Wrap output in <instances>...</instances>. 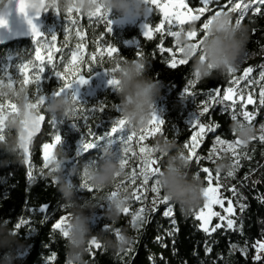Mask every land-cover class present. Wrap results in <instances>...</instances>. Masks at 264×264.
Returning <instances> with one entry per match:
<instances>
[{"label":"trees","instance_id":"16d2710c","mask_svg":"<svg viewBox=\"0 0 264 264\" xmlns=\"http://www.w3.org/2000/svg\"><path fill=\"white\" fill-rule=\"evenodd\" d=\"M5 0H0V7ZM190 7L202 6L192 3V0H186ZM246 2V0H243ZM220 4L227 11L228 5L225 0H220ZM262 8L260 13H255L251 9L244 14L242 23L246 24L249 29V39L245 52L242 54L235 66V72L226 73L221 76L214 74L211 78L200 79L195 84L189 86V93L183 95L184 86L188 79H195L190 72L191 61L187 65H179L176 69L170 68L166 63L169 54H161L157 45L164 48L173 47V38L168 37L164 32L163 39L161 33L153 32L151 37H143L140 29L135 25L122 22L117 18L115 12L109 14L112 21V32L106 33L107 22L103 19L97 20L96 17L91 19L85 15H79L73 10V17L79 21L77 25H71L69 22V39L65 41L63 27L64 18L68 13L59 10V15L51 9L42 16V32L49 33L48 27L52 26V31L57 33V48H63V55L57 52L54 56V62L59 64V70L63 71L65 57L70 56L71 49L80 38L76 37L77 28L84 32L83 42L85 44L84 55L87 58L98 46L106 47L112 44L119 49L118 53L113 54L110 58L105 53L102 58V67L100 63L92 65L91 75L105 70L109 67V61L114 58L123 56L124 59H138L136 51L142 52V56L147 58V74L156 79L160 84V95L157 97L155 104L156 114L164 119V124L160 126L161 130L151 137H146L141 144H147L152 147L158 137L174 139L183 149L184 142L190 139L191 132L196 131L195 126L189 125L187 121L193 113L199 115V108L203 105L200 101L210 104L209 110L203 115H199V122L206 125H215L211 131L205 132L200 146L196 149V155L200 156V161H190V171L198 173L207 186L205 176L202 171L203 167L209 168L212 178L219 181L220 188L224 195L231 200L233 207V226L217 225L216 220L208 232L199 227L200 222L196 217L197 211L203 206V197L200 203L190 211L182 212L178 205L168 200L164 202L163 191L160 189V203L154 205L156 211H152L153 196L151 192V179L149 184L142 189L138 188L143 199H136L133 196V188L141 184V179L137 178L135 182L127 178L126 174L132 172L136 165L140 163L139 156H133V152H139V145L136 139L131 143L129 153L125 154L127 164L124 167L125 175L120 176L114 184L108 189L114 190L115 183L124 181L123 188L130 193L129 200L126 204L129 211L121 213L117 222L105 220L99 215L103 209L97 208V215L94 217L93 233H99L97 239L100 247L88 244V253L86 259L90 264H264V250L259 253L254 244L264 242V141L259 139L264 131L261 125L264 124V104L260 103V87L264 84L259 73L264 69V5H257ZM211 7V6H210ZM215 10V9H213ZM235 21L238 13H231ZM150 25L153 28L159 22L160 13L154 9L151 13ZM207 13L205 14L206 18ZM198 28V37L203 34ZM101 32H105L103 37L97 39ZM34 43L31 38L13 41L0 45V78L7 82V77L3 75L6 71L9 76L13 77V86H18V81L22 79L19 75L18 65L25 60H34ZM179 55V54H177ZM101 58L97 54V60ZM9 67L4 68L6 62ZM252 67L253 71L249 75L258 83L246 85V81H240L234 86V90L239 99L235 100L234 108L223 110L225 105L231 104L226 101L224 105L217 104L215 100H210L208 93L212 92L217 96L215 91L219 88V96L223 95L225 87H233L231 77L243 74L245 67ZM81 74L88 76L90 73L85 65H81ZM90 75V76H91ZM40 88L48 95L56 87L59 80L50 66L45 64L44 72L41 74ZM61 85L63 81L60 82ZM30 95L35 92V85L29 84ZM248 95L253 97L251 104H245L240 107L243 100ZM195 96V100L191 97ZM84 104L78 106L76 115L68 118H56L61 142L53 152L59 147L69 157L65 164V172L72 165H79L82 162H92L100 158V146L103 145L109 137L104 134L111 128L112 121L119 116V111L112 107L113 104L119 105L116 90L112 86L97 90L94 94L80 101ZM100 104L104 105L103 111H99ZM93 105H97L99 115L95 122V115L87 111ZM45 120L40 133L31 140L29 145V162L26 165L24 157L20 163H13L12 157L3 149H0V221L7 222L8 226L17 236L25 242V247L20 251V260L18 264H66L65 241L58 229H52L51 225L59 219L61 215L67 216L68 213L60 200L59 193L56 191L55 183L51 176L46 175L49 172V162L45 163L42 159V146L44 143L51 142V125L48 120L51 118L43 112ZM242 111L254 112L252 121L246 122L253 126L254 136L247 144L234 145L220 144L215 141L219 136L224 141H233L236 139L235 133L232 132L231 119L232 112L238 113L237 119L242 120L239 115ZM87 117V120H85ZM89 129L101 137L95 146L87 151L82 150L81 139H94L88 134ZM142 130V129H141ZM141 130L138 132L140 133ZM127 135V129H121L113 133L111 147L119 153L121 148V139ZM0 139H3L0 136ZM213 145H215L213 147ZM233 151L238 157L232 155ZM157 157L159 167L162 166L164 157L159 153L153 154ZM227 155L234 172L229 176L228 171L219 172L215 169V163L222 156ZM233 160L237 163L233 166ZM31 170L32 176H28ZM138 171V169H137ZM71 179L76 184V194L79 197H88L96 192H88L81 187V180L78 176H72ZM235 188V195L233 194ZM41 204H48L49 208L44 212L39 211ZM171 205V214L165 216L164 209ZM241 205H244L243 209ZM143 207L141 215L145 218L139 219L134 223L132 214ZM35 209V211H33ZM20 219L28 221L27 224L21 225L19 229L15 228V223ZM62 224V223H61ZM107 224L108 229L103 228ZM63 225V224H62ZM119 233L127 232L134 237L131 246L126 247L123 251L116 252L112 249H106L103 244L104 237H115ZM53 252L56 257L49 261L47 257ZM259 255V260H253V257Z\"/></svg>","mask_w":264,"mask_h":264},{"label":"clouds","instance_id":"9594fccd","mask_svg":"<svg viewBox=\"0 0 264 264\" xmlns=\"http://www.w3.org/2000/svg\"><path fill=\"white\" fill-rule=\"evenodd\" d=\"M102 4L108 13L115 12L118 19L134 20L148 14L149 4L146 0H30L29 10L37 11L42 7L66 11L68 8L79 9L87 15ZM4 4L0 9H4ZM188 30H191L189 28ZM182 55L191 61L190 72L200 79L211 78L214 74L225 75L229 68H235L238 60L245 52L249 39L248 26L242 22L233 21L229 12L214 14L207 29L199 37V47L194 51V41L188 39L184 32L175 38ZM203 57V59H201ZM147 58L138 59L114 58L109 61L106 73L118 81L116 95L119 100V117L123 118L130 132L138 133L148 127L152 119L157 97L160 95V84L147 74ZM3 97L16 105V111L7 113L4 118L3 139H0V149L12 157L13 163L23 159V145L26 143L29 131L35 126L41 114L40 108L50 118H68L76 115L78 102L71 92L47 96L39 110L33 108L29 87L23 84L9 87L7 83L0 85ZM231 128L243 144H247L254 136L252 125L243 120H233ZM106 141L100 146V158L92 162H82L72 165L65 172V164L69 157L59 147L49 159V172L55 183L56 191L66 209L67 237L65 241L66 264H90L86 259L89 241L99 233H93L94 217L97 208L103 209L99 214L105 220L117 222L123 208L126 206L130 193L120 189L115 196H109V188L118 177L125 175L121 166V153L111 147ZM153 154L159 153L162 166L157 177L159 187L168 200L179 206L182 212L195 208L204 196V182L198 173L190 171V161L183 149L174 139L158 137L153 146ZM232 167L230 158L222 156L215 163L218 172L228 171ZM78 176L97 191L88 197L76 194L77 186L71 179ZM134 237L126 231L113 237H104L106 249L116 252L131 246ZM25 247V242L0 221V264H18L19 253Z\"/></svg>","mask_w":264,"mask_h":264},{"label":"snow or ice","instance_id":"6c2138e0","mask_svg":"<svg viewBox=\"0 0 264 264\" xmlns=\"http://www.w3.org/2000/svg\"><path fill=\"white\" fill-rule=\"evenodd\" d=\"M29 2L30 0H15V7L16 11L18 13L23 14L25 21L27 22V25L31 32L32 41L34 43V60H25L23 63L18 65L19 68V75L22 76V79L18 81L19 84H23L25 86H28L29 84L35 85V92L31 94L32 97V107L39 110L40 105H42L46 99L47 96L51 95H57V94H67L69 89H72L74 84L84 85L88 82V79L91 75V68L93 64L100 63L102 67V58L104 57L105 53L108 57L113 58L114 53H118L119 49L116 46H113L112 44H108L106 47L98 46L94 52L90 54L87 58L84 55V48L85 44L83 42L84 38V32L79 30L75 31L76 37L80 38L81 42L77 43L73 49H71L70 56L65 57V61L63 63L64 70H59V64L57 62H54V56L57 52H60L62 55L64 53L63 48H57V33L55 32H49L47 34L40 31L39 26L34 22V18H38L41 15V12H47L48 10H52L56 14L59 15V9H52L48 7H42L41 9L37 11H30L29 10ZM146 2L149 4L148 14L153 11L151 5H154L156 9L159 10L161 18L159 19V22L155 24V28L153 29L149 23H145L143 25V37H151L153 35V32H159L161 33V39H163V34L165 30L167 31L168 37L173 38V44H174V50L173 47L164 48L160 45H157V48L159 49V52L161 54H169V58L166 61H163V63H166L170 68L176 69L179 65H187L189 63V60L186 59L182 55V48L178 47L176 44V37L181 33V31L184 32V35L194 41L193 43V49L194 51L198 49L199 43L198 40V28L196 26V22L199 23V30H202L203 32L207 29L208 24L214 14H219L220 12H229V13H238V15L235 18V21L237 23L242 22L244 18V14L247 13L250 9L251 11L255 13H260L262 11V8L257 5H264V0H246V2H243V0H225V4L228 5L227 11L224 10V6L220 4V0H192V3L202 5L197 7H190L189 3L186 2V0H146ZM9 3V2H8ZM8 3H6L7 8ZM211 6V7H210ZM4 9H0V26L6 27L7 26V19L5 18ZM215 9V10H213ZM73 10H75V13L77 16L82 15L83 13L80 12L79 9H73L68 8L66 12L68 15L64 18L65 24L63 27V32L65 33L64 39L67 41L69 39L68 33H69V22L71 25H77L79 21L75 19L72 15ZM29 12H32V15H29ZM207 13L206 18L205 14ZM147 14V15H148ZM87 16L91 19L92 17H96L97 20L103 19L107 22L106 24V33L112 32V21L109 18V13L103 9L102 4L98 5L97 8L89 12ZM191 28V30H188ZM175 29V30H173ZM105 32H101L99 34V37L97 39H100V37H103L105 35ZM200 37V36H199ZM97 54H99V57L101 58L99 61L97 60ZM136 56L141 57L143 54L140 51H136ZM179 54V55H177ZM119 59L123 60L124 57L120 56ZM203 59V57H201ZM45 64L51 67V69L54 71L56 77H58L59 84L58 87H56L50 94L46 95L43 90L40 88V81L42 79L41 74L44 72ZM85 65L88 68L89 75L85 76L81 74V65ZM106 71V69H105ZM253 69L252 67H245L243 69V74L239 75L238 77L233 75L231 77V83L233 87H225L223 89V95L219 96V88H216L215 91L217 93V96H213L212 92L209 91L208 96L210 100H215L217 104L224 105L226 101H231V104L225 105L223 110H226L227 108H234L235 107V100L233 99V91L234 86L239 84L240 81H246V85H254L258 83V81L254 80L249 74L252 73ZM235 72V68H229L228 73ZM31 73V74H30ZM4 76L7 77V82L3 78H0V85H3L5 83L8 84L9 87L13 86L14 80L13 77L9 76V74L5 71L3 73ZM259 76L261 79H264V69H262L259 73ZM199 80L198 76H195V79H188L187 84L184 86L183 89V95L185 97V93H189V86L196 83V81ZM61 81H63L61 85ZM107 83L111 85L114 90H116V87L118 85V81L115 78L109 77ZM73 95L74 100L78 102V106H83L77 96V92L75 90L70 91ZM243 93H240L236 98L239 99L240 95ZM3 93H0V97H3ZM260 97V103L264 104V84L260 87L259 92ZM192 100H195V96L191 97ZM253 101V97L251 95H248L246 100H243L240 107L243 108L245 104H251ZM200 104L203 105L199 108V115H203L204 113H207L209 110V107H211L210 104L206 103L205 101H200ZM113 108H115L117 111H120L119 105H112ZM104 108L103 104H100L99 111L102 112ZM16 105L6 99H0V134L4 131V118L7 113L15 112ZM88 112L95 115L98 111L97 105H93L90 109H87ZM77 114V113H76ZM199 115L193 113L190 117V119L187 121L189 125L195 126L196 131L191 132V136L189 140H186L184 142V148L187 150V158L189 161H200V156L196 155V149L200 146L201 140L203 139L206 130L211 131V129L215 128V125H206L204 123L199 122ZM238 113L232 112L231 119L236 120ZM239 115L242 116V120L245 122H250L253 119V116L255 115L254 112L249 111H242L239 113ZM99 115H95V122L98 119ZM45 120V116L43 113L39 115L37 118V121L35 123V126L32 130L29 131L28 137L26 138V143L23 147L24 152V162L28 163V152H29V142L32 140L35 133L39 132L41 130V122ZM85 120H87V117H85ZM164 119L160 118L156 111H153L152 119L149 121L148 127L141 130L140 133L136 132H130L127 130V135L124 136L121 139V166L124 168L127 164V159L125 158V154L129 153L131 149V143L134 138L136 139V143L139 145V152H133V156H139L140 163L136 165V168L132 170V172L127 173V178L131 179L132 182H135L137 178L141 179V184L137 187H134L132 192L133 196L136 199H143L141 193L138 191L139 189L145 188L151 179V192L155 193L156 195L153 196V207L152 211H156L154 205L157 203H160V187L157 180V177L160 172V167L157 163V157L153 155V148L148 146L147 144H141L142 141L146 139V137H151L155 133L160 132L161 128L160 126L164 124ZM48 123L51 125V143H44L43 144V158L45 161H49L53 149L60 144L61 142V135L59 134V130L57 127V121L55 118H51L48 120ZM262 131H264V124L261 126ZM126 128V123L123 118L116 117L111 124V128L108 132H106L104 135L109 137L107 140L108 143H112V140L110 137L113 133H116L117 131L121 129ZM127 129V128H126ZM232 132L235 133V130L232 129ZM88 134L90 136H93L94 139H88L85 140L84 136L81 139V146L83 151H87L88 149H91L95 146V143L101 138L95 134L94 131L89 129ZM2 136V135H0ZM253 139V138H252ZM259 139L261 141H264V134H261ZM215 141L224 144H229L230 147L234 145H244L238 137H236L233 141H224L219 136L215 137ZM215 145H213L214 147ZM232 155L234 157H238V154L233 151ZM237 163L236 160H233V166H235ZM138 169V171H137ZM202 171L206 173L205 179L207 181V187L204 188V197L205 203L203 205L204 209H207L206 212L203 210L198 213V218L201 221L199 227L202 228L205 232H208L209 229L207 227L208 221L211 217H219L221 221L225 220V216H221L219 212H214L212 210V205H221L222 200L219 198L217 189L220 187L219 181L217 180L216 186L213 187L212 185V174L207 167H203ZM234 172V167L231 168L228 171V175L232 176ZM219 175V172L217 171V176ZM28 176H32L31 170L28 172ZM124 181H119L115 183L114 190L109 192V196H115L120 189L123 188ZM81 187L83 189H86L88 192H92L93 188L91 185H89L85 179L81 180ZM233 194L235 195V188L232 189ZM162 200L164 202L168 201V198L163 195ZM244 205H241V208L243 209ZM49 208L48 204H41L39 206V211L44 212L46 209ZM233 210L231 200H229L228 206L225 209L226 213H231ZM35 211V209H33ZM129 211L128 207L125 206L122 210L123 213H127ZM144 211L143 207H141L140 210L136 211L132 214V221L135 223L138 218L143 220L145 219L141 213ZM163 214L165 216H169L171 214V205H168L167 208L164 209ZM64 221V225L61 224V222ZM5 223L9 221H4ZM28 221L24 219H20L18 222L15 223V228L19 229L21 225L27 224ZM67 220L64 215H61L59 219H57L52 225V229H58L59 233L63 237H67V230L66 225ZM226 225L228 228H231L233 226V220L228 218L226 220ZM108 225L105 224L103 228L108 229ZM215 227H220L219 224H217ZM117 235H119V231L117 230ZM89 245H95L97 248L100 247L99 243L93 237L89 241ZM254 248H256L257 252L259 253L261 250H264V242L257 241L256 244L253 245ZM90 251V249H89ZM56 257V253L53 252L51 255L47 257L49 261L53 260ZM260 256L256 255L253 257V260H259Z\"/></svg>","mask_w":264,"mask_h":264},{"label":"rangeland","instance_id":"374dc122","mask_svg":"<svg viewBox=\"0 0 264 264\" xmlns=\"http://www.w3.org/2000/svg\"><path fill=\"white\" fill-rule=\"evenodd\" d=\"M150 7H152L153 10L156 9L154 5H151ZM151 13H149L146 16H142L140 18L134 19V20H127L126 23H128L130 25L137 26L140 29L141 33H143V30H144L143 29V25L145 23H149L150 24L149 20L152 17ZM109 14H111V13H109ZM154 28H155V26L153 27V29ZM173 30H175V29H173ZM47 31L51 32L52 31V26L48 27ZM165 33H167L166 30H165ZM7 66L9 67V63L8 62L5 63L4 68H6ZM108 79H109V76L107 75L106 71L105 70H101V71H98V72L94 73L93 75H91L89 77L88 82L86 84H84V85L74 84L72 89H69L68 91L70 92V91L75 90L77 92V96H78L79 100L81 101V100H84L86 97H89L92 94H94L97 90H100V89H103V88L111 86V85H109L107 83ZM237 96H238V93H236L235 90H234L233 91V99H236ZM42 159H43V161L45 163H48V161H45L44 158H43V146H42ZM215 180H216L215 178H212L213 187L216 186V181ZM217 193H218L219 198L222 200L223 207H221V205H212V210L214 212H219L220 215L221 216H225L226 219L221 221L219 219V217H211L209 219V221H208V224H207V227H208L209 230L212 227L214 220H216V223L219 224V225L227 226L226 225V220L228 218L232 219V215H233V210H232L231 213H226L225 212V209L227 208L228 203H229V199L224 195V192H223V190L220 187L217 189ZM205 199L206 198L203 196V205L205 203ZM202 210L204 212L207 211V209H204L203 206H202L196 213V217L197 218H198V213L201 212ZM65 217L67 218V216H65ZM198 220H199V218H198ZM199 222L201 223L200 220H199ZM61 223L64 225V221H62Z\"/></svg>","mask_w":264,"mask_h":264},{"label":"water","instance_id":"95a60500","mask_svg":"<svg viewBox=\"0 0 264 264\" xmlns=\"http://www.w3.org/2000/svg\"><path fill=\"white\" fill-rule=\"evenodd\" d=\"M6 3H8V5H7V8L4 9V13H5V18L7 19V26L6 27L0 26V45L7 44V43L17 41V40H21V39H28V38L32 39L30 29L27 25V22L24 19L23 14L18 13L16 11L15 0H5L3 4L1 5V7ZM43 13H46V12H41V15L38 18H34V22L39 26L40 31L42 28ZM29 15H32V12H29ZM121 21L124 22L127 20L121 19ZM43 123L44 121L41 122V129H42ZM40 131L35 133L33 138H35L40 133ZM30 142H29V145H30ZM27 159L29 162V152H28Z\"/></svg>","mask_w":264,"mask_h":264}]
</instances>
